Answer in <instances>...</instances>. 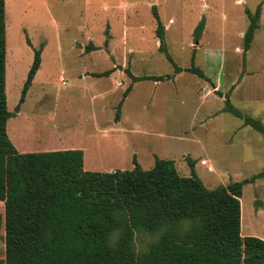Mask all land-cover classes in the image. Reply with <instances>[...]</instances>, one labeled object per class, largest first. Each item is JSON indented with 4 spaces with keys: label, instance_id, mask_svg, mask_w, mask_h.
<instances>
[{
    "label": "rangeland",
    "instance_id": "obj_1",
    "mask_svg": "<svg viewBox=\"0 0 264 264\" xmlns=\"http://www.w3.org/2000/svg\"><path fill=\"white\" fill-rule=\"evenodd\" d=\"M260 4V28L244 61L245 10L255 13ZM153 5L174 61L190 68L195 52L194 66L206 78L174 75L159 52ZM203 17L205 30L196 43L194 31ZM6 25V94L13 113L7 134L16 148L80 149L84 170L101 173L133 170L134 159L148 171L159 157L189 177L193 162L208 189L264 171V135L225 111L215 92L233 89L232 104L264 124V0H6ZM41 46V69L20 105L34 50ZM109 70H115L109 77L96 76ZM128 71L136 77L174 75L175 80L159 87L149 81L133 84ZM213 82L221 88L213 90ZM130 86L122 120L116 122ZM203 88L208 102L197 104L195 92ZM199 107L202 114H212L204 129L196 120ZM240 201L242 236L264 240V178L245 185ZM157 239L137 233L136 250L146 251Z\"/></svg>",
    "mask_w": 264,
    "mask_h": 264
},
{
    "label": "trees",
    "instance_id": "obj_2",
    "mask_svg": "<svg viewBox=\"0 0 264 264\" xmlns=\"http://www.w3.org/2000/svg\"><path fill=\"white\" fill-rule=\"evenodd\" d=\"M245 12L249 26L244 35V61L260 28L262 4L255 13ZM152 14L159 52L173 66L174 75L188 72L206 78L194 66L195 52L190 68L177 65L168 51L166 28L155 5ZM6 26V0H0V242L5 255L0 264H264V240L241 234L240 201L244 186L264 178V171L208 189L193 162L189 177L180 176L173 161L159 157L148 171L134 159L133 170L101 173L84 170L80 149L20 152L7 134L13 113L8 110L6 94ZM205 26L203 17L194 31L196 43ZM106 36L108 46V31ZM42 52V46L34 50L20 105L41 68ZM114 71L96 76L109 77ZM127 75L133 84L173 78L135 77L129 71ZM232 90L225 95L215 91L224 99L225 111L264 135L259 119L232 104ZM131 91L132 86L124 92L116 121ZM137 233L158 239L138 252Z\"/></svg>",
    "mask_w": 264,
    "mask_h": 264
},
{
    "label": "crops",
    "instance_id": "obj_3",
    "mask_svg": "<svg viewBox=\"0 0 264 264\" xmlns=\"http://www.w3.org/2000/svg\"><path fill=\"white\" fill-rule=\"evenodd\" d=\"M158 39V38H157ZM159 45H160V43H159ZM43 52H44V47H43ZM43 52H42V54H43ZM42 66V65H41ZM41 69V68H40ZM115 72V71H114ZM182 73H180V74H177V77L178 76H180ZM37 75V74H36ZM134 76V75H133ZM163 76H165V75H163ZM171 76H173V78H174V75H171ZM36 77V76H35ZM98 77V76H97ZM136 77V76H135ZM140 77H144V76H140ZM177 77H175V78H177ZM98 78H101V77H98ZM169 79V80H165V81H173V80H175V79ZM35 79V78H34ZM34 81V80H33ZM165 81H161V82H165ZM149 82H153L154 84L155 83H158L157 85H155V87H159L160 86V82H154V81H149ZM139 83V82H138ZM214 83V82H213ZM134 84H137V83H134ZM215 84V88L213 89V90H219L220 88H221V85H219L218 84V82L216 83H214ZM206 88H203V89H201V90H199V91H197V92H195V94L198 96V99H196L197 100V104L198 103H200V104H205V103H207L208 102V100L206 99V90H205ZM132 92V91H131ZM130 92V93H131ZM209 92H213V91H209ZM130 96H128L126 99H125V101H124V103H123V106H122V108L124 107V105H125V103H126V100L129 98ZM219 99H222V98H220V97H218ZM216 96H215V99H218ZM210 100H212V99H210ZM121 101V100H120ZM120 103V102H119ZM122 108H121V113H122ZM203 113V108L202 107H199L198 109H197V116H196V120H197V123L199 124V127L200 128H207V119L208 118H210L211 116H212V114H210V115H208V113L207 114H202ZM202 116V117H201ZM122 120V119H121ZM120 119H119V121H116V122H120L121 121ZM196 124V123H195ZM194 125V124H193ZM206 130V129H205ZM16 145V144H15ZM17 146V145H16ZM17 149L20 151V152H22V153H34V151H32V150H34L35 148L34 147H30V146H28L27 147V145H22V148H19L18 146H17ZM203 161H205V160H203ZM206 163H207V161H205ZM208 164V163H207Z\"/></svg>",
    "mask_w": 264,
    "mask_h": 264
},
{
    "label": "built area",
    "instance_id": "obj_4",
    "mask_svg": "<svg viewBox=\"0 0 264 264\" xmlns=\"http://www.w3.org/2000/svg\"><path fill=\"white\" fill-rule=\"evenodd\" d=\"M63 83H64V82H63ZM119 85H120V84H119ZM201 164H202V165H205V166L207 165V163H206L205 161H201Z\"/></svg>",
    "mask_w": 264,
    "mask_h": 264
}]
</instances>
